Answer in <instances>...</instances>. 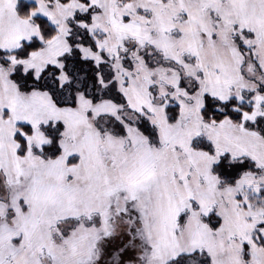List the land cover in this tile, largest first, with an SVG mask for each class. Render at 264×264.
<instances>
[{
    "label": "snow or ice",
    "instance_id": "snow-or-ice-1",
    "mask_svg": "<svg viewBox=\"0 0 264 264\" xmlns=\"http://www.w3.org/2000/svg\"><path fill=\"white\" fill-rule=\"evenodd\" d=\"M0 264H264V0H0Z\"/></svg>",
    "mask_w": 264,
    "mask_h": 264
}]
</instances>
